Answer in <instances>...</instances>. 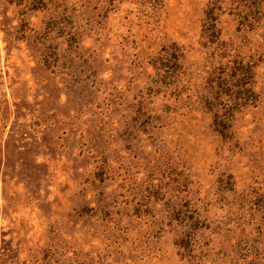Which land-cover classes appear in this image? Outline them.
<instances>
[{
	"label": "rangeland",
	"instance_id": "374dc122",
	"mask_svg": "<svg viewBox=\"0 0 264 264\" xmlns=\"http://www.w3.org/2000/svg\"><path fill=\"white\" fill-rule=\"evenodd\" d=\"M0 264H264V0H0Z\"/></svg>",
	"mask_w": 264,
	"mask_h": 264
}]
</instances>
